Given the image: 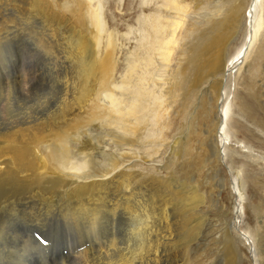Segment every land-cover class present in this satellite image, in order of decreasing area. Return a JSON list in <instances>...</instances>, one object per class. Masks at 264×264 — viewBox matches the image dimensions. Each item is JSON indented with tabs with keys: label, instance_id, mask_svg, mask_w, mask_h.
<instances>
[{
	"label": "bare ground",
	"instance_id": "1",
	"mask_svg": "<svg viewBox=\"0 0 264 264\" xmlns=\"http://www.w3.org/2000/svg\"><path fill=\"white\" fill-rule=\"evenodd\" d=\"M23 1L27 4V15L39 17L60 48L58 52L56 45V48L52 47L50 42L43 40L40 47L43 55L48 53L45 56H50L56 67L61 64L58 59L61 60L62 56L70 64L65 75L60 77L64 82L59 91L50 88L44 91L43 86L44 92L32 96L23 94L21 99L15 96L16 89L12 91L14 86L0 91V206L11 201L17 210V216L14 215L17 219L0 232V264H49L45 258L63 262L65 255L78 257L73 264H168L164 259L177 241L184 246V251L195 241L188 238L187 231L181 237L177 236L178 229L173 228L177 224L173 223L168 211L178 200L175 204L184 207L180 227L192 234L186 224L190 220L187 213L193 211L198 197L193 193L191 200L195 202L188 203L187 200H191L184 190L169 194L163 188L165 178L161 169L147 172L140 164L149 163V158L159 154L164 146L171 151L178 149L180 139L167 142L168 138L162 132L167 126L161 127L160 120L169 109L176 111L179 98L183 106L196 95L206 117L214 105L220 108L217 120L211 119L219 144L216 150L212 149L210 158H217L219 163L230 159L232 163L230 154L238 153L230 148L232 142L227 127L232 114L234 78L248 65L264 30V0H250L248 7L246 0H219L217 3L213 0H157V9L150 8L153 12L137 21L138 45L125 53L121 72L117 51L119 47L123 48L119 44L123 35L106 28L102 1ZM151 1L142 0L144 11L148 9L144 5ZM21 3V0H1L0 9L2 5L21 12ZM192 8L208 10L204 17L211 26L199 33L194 26L184 31L193 13ZM245 21L247 37L244 45L235 57L227 60L225 50L231 32L235 34ZM17 26L7 27L9 31L0 28L8 33L0 36V73H10L13 58L9 45L12 34L14 37L19 34V30L13 29ZM24 37L26 41L29 38L28 35ZM181 37L188 39L182 47L185 59L172 67ZM205 83H211L210 89L201 87ZM24 88L26 93L29 88ZM210 90L216 98L214 105ZM258 124L259 133L264 136V123L260 121ZM236 144L247 157L257 156L250 146L239 141ZM139 161L142 163L138 164ZM237 181L232 186L238 198L235 218L223 234L220 264H241L243 257L239 254V244L249 246L247 249L251 247L256 264H264V237L259 232L242 233L239 229L241 210L238 207L243 203V194ZM174 195L176 200L173 201ZM40 201L48 204L60 201L58 205L67 215L65 230L48 235L43 233L42 237L32 231V226L39 225L37 218L32 222V210ZM21 219L23 223H20ZM123 225L125 241L122 238L117 242ZM28 230L32 237L26 235ZM73 230L88 235L70 246L60 238L55 240L58 235H69ZM11 238L22 243L21 246L11 245ZM45 238L50 242L47 254L44 252L47 244L39 243L41 239L45 243ZM93 246L100 248L97 250L100 256L92 259L88 253ZM175 259L171 261L170 258V264H181V260ZM182 263L190 264L187 256Z\"/></svg>",
	"mask_w": 264,
	"mask_h": 264
},
{
	"label": "rangeland",
	"instance_id": "2",
	"mask_svg": "<svg viewBox=\"0 0 264 264\" xmlns=\"http://www.w3.org/2000/svg\"><path fill=\"white\" fill-rule=\"evenodd\" d=\"M96 1L97 0H95V2ZM100 1L103 2L102 14L106 28L109 30L110 29L117 30V32H120V35H123V37L120 38V42H119L120 45L121 44L123 45V48L119 47L117 51V60L119 61V71L121 72L124 65L123 59L125 57V53L128 50H134L138 45L140 33L137 31L138 28L137 21L139 17H144V15H148L150 12H153L149 10L150 8L153 10L157 9L158 1L153 0L150 2V4L147 3L146 5H144L145 8H148L145 9V11L142 9L143 7L142 0H100ZM213 1L217 3L219 0L217 1L213 0ZM21 2H22L21 6L23 10L21 12L19 10L12 11L11 9H8L9 7L5 8L7 6L3 7L2 5L0 9L1 10L0 19L2 18L0 21L3 22V23L0 22V25L2 24L0 27L1 30H3V27L5 26L4 24H6L7 22L10 23L11 21L12 23L10 24L7 23V25H9V26L6 25L7 27L12 28L14 24L15 28L17 25L20 26L21 28L19 29L18 26L17 29L13 28L14 30H19V32H17L19 33L18 36L17 34H15L19 39L16 36L14 37V34H12L13 40L10 42L9 45L12 48L10 47L9 51L11 52L12 54L11 58L13 59L9 71L10 73H8V71H4V72L1 71L0 73L1 75L0 91L5 90L8 87L14 86L15 88L12 87L13 89L12 88L11 89L12 91L16 89L14 93L15 96L19 99L23 97V94H29V96L30 95L32 96V94L34 93L37 94V92L38 93L41 91L44 92L49 88L54 89L56 91L62 89L63 87L62 81L64 82V80L60 81L61 79L60 77L65 75L67 68L69 69V64H70L69 61L63 59L64 57L62 56L63 54L61 55L60 53L57 54L62 56L61 60L58 59V62H60L61 64L58 63V65L59 64L60 65L57 67L56 65L53 64L54 61L50 60L51 59L50 56H48L49 58L46 57L48 53L47 55L45 54L46 56L43 55L44 52L43 50L40 49V47L43 45L42 42L43 40H45L44 42H48V43L50 42L52 47H55V45L57 47V43L56 41H54L55 39H52L50 37L51 34L49 32V28H47V26L44 24H43L44 26L42 25L39 17L31 18L27 15L26 13L27 4L23 0H21ZM249 3L250 0H246L245 3L246 7H248ZM202 7H204V5ZM192 11L193 13L188 18L187 23L185 24L184 27V31L186 30V28L189 29L190 26H194V28L197 30V33L203 31L204 29H207L210 24L208 25L207 22H205L204 16L209 11L206 9L195 10L194 8H192ZM4 13H6V15ZM10 13L13 18L11 17ZM263 15H264V8H263ZM5 16H9L7 18H9L10 20L7 19ZM221 17L223 18V16ZM3 18L6 19V23H4L5 19ZM22 19L25 21V23L23 22ZM29 20L31 21L33 20V21L31 22ZM20 21H22V24ZM30 22L33 25L30 24ZM28 23L29 26H26L25 28L24 26L28 25ZM6 26L4 27L5 30L3 31H9L10 28H7ZM28 27L33 31L32 30L30 31ZM129 29L131 30L130 32ZM1 30H0V36L2 34L3 35L8 34L7 32L5 33ZM262 31L260 33L261 36L258 42L254 46L248 65H246V67H244L238 74H236L234 78L235 87L233 94L231 96L232 114L229 116L230 120L227 127V133L231 137V142H232L230 148L238 153V155L235 153L230 154L232 155V160H233L232 163L230 162V159L226 160L225 162L224 160H222L219 163L217 158H212V159L210 158L211 152L213 151L212 149L215 148L216 150L219 144L218 138L215 137V127H213V123L211 119L216 121L217 117H219V111H220V108L218 109V105L217 108L216 105H214L216 104L215 103L216 98L215 95L213 94V91L211 90H210V93L212 94L211 98H213V102H214L212 104L214 106L208 117H206L205 113L203 112L201 106L202 102L199 96L196 95V97L193 96L185 104L183 103V106L180 105V98H179L178 104L175 107L176 111H172V108L169 109L167 114L164 116V118L160 120V124H162L161 127L163 125L167 126V128L162 131L166 135V138H168L167 142L172 143V141L174 142V140L180 139L179 140L180 144L177 147L178 149H176L177 151L176 150L171 151V149H168L167 146H164L163 148L160 149V153L155 155L156 157L154 156L149 158V163L143 164L140 161L138 162V164L142 163V165L140 164V166H142V169H145V171L147 172L148 171L154 172L157 169H161V175L164 176L165 178L162 183H165V186L167 185V188L165 186H163V188H165L169 194L170 192L173 193V191L174 193L175 192L179 193V190L181 189L184 190L185 193H187L186 197L189 200H191L193 193H195L196 196L198 197V199H196L197 205L195 201L187 200L188 203L195 202V207H193V211L191 210L187 213V216L190 217V220L186 221V224H189V228L192 232V234H190L188 229L186 230L180 227V222L182 221L183 218L181 215L184 207L183 205L175 204L178 203L179 201L178 200L174 201L176 200V197L175 195L172 196L174 202H173V206L170 207V210L168 212L169 215L174 219V221L173 219L171 220V224L172 221L173 223L177 224L176 227H173L174 229L176 228L175 230L178 229L177 236L181 237V235H183L187 231L188 238H193V240L195 241L191 243L190 248L186 249L185 247V251L183 249L184 246L181 245L179 241H177L176 245H173L171 248H169L170 251L168 249L169 254L167 253L168 256H166L164 259V261H168V264H170L172 260L175 261L176 257L178 260H181V264H183L182 262L186 256L189 259L190 264H220L221 263L223 256L221 249H223V243H224L223 234H225L224 231L227 230L226 228L234 220L235 212H236L235 209L237 208L238 198L236 197L237 195L235 196V194L233 193L232 186L234 182L237 181L236 178L238 175H239L238 176L239 182L237 181V183L239 184V188L241 190V193L243 194V203L238 207L241 210L239 229L242 233L250 232V234H252L255 232H259L264 237V136H262L259 133L260 126L258 124L260 121L264 123V30ZM27 32L30 34H28ZM25 34H27L28 37L33 34L30 37L33 38L34 40L29 37L26 41V38L24 36L27 35ZM46 34H48V36H46ZM37 37L38 39L36 40ZM246 37H247V24L245 21L238 28L235 34L234 32H231V39L229 40V46L225 50L227 60L232 59L239 53V51L242 49L244 45ZM20 39H23V41ZM15 40L18 42H16ZM186 42H188V39H183L181 37L180 40L181 45L178 46V49L174 55L175 61L172 63L171 65L172 67L177 65L179 62L182 63L184 62L185 56L182 53V49H183L182 47ZM21 44L23 45V48ZM59 51L60 48H58V52ZM25 56H27L26 57L27 59L23 58ZM6 78L8 81L6 80ZM11 79H13V81ZM17 79L19 80L17 81ZM8 83L11 84L9 85ZM53 84L55 85L57 84V85L55 86ZM28 85H30L35 89L29 87ZM50 85L51 86L53 85V87H51ZM210 85L211 83L209 84L205 83L201 87L203 89L206 88L210 89L209 87ZM36 86L37 88L40 86L39 87L40 89L39 88L37 89ZM43 86L45 88L44 91H43ZM23 88L25 90L29 88L30 90L27 89L25 93L23 92ZM20 91L21 93H19ZM197 91H199V89L196 90V93ZM244 104H246V106ZM238 141L242 142L245 145L250 146L254 150L255 155H257L256 156L257 158L256 157L252 158L249 155L247 157V154L243 153L242 149L239 148L238 144H236V142ZM209 158L210 160H208ZM229 167L231 168L232 174L230 173ZM45 202L46 201H40L35 203V206L33 207L34 209L32 210V222L37 218L38 220L36 219L37 220L36 222L37 224H39L32 226V231L36 232L37 234L40 233L39 235L41 236L37 235L38 237H42V235H45L43 233H46L48 235L51 232H55L57 230L60 231L65 230V224H67V215L65 216L63 212L65 210L60 209L58 205L60 201H56V203L53 204H48L47 202L46 203ZM5 204H2L0 206L1 207L0 212L2 213V214L0 213L1 214L0 232L4 229H7L6 226H9L12 222H14V220L17 219L16 217H14V215L17 216L15 212L17 210H15L14 205H11L12 202L9 201L8 203ZM3 205H5L6 207L3 208ZM8 209L11 210L8 211ZM235 221L237 220L235 219ZM3 222H4V226L3 225L1 226ZM23 222L24 220L21 219L20 223ZM195 228L198 229V231H195L196 230ZM117 229H120L119 225H117ZM124 229L125 228L123 225L121 227V230L118 232L117 242H120L122 238L123 241H125L124 240L125 234L123 233ZM70 232L71 233L69 235H64V236L58 235L59 237L57 236L55 240L58 241L59 240L58 238H60L61 242H64L66 244L69 243L70 246L73 245L74 243L75 244L79 243L80 241H82L83 237L86 238L88 235L85 234L83 231L73 230V232L72 231ZM78 233L79 235H77ZM26 235L31 236L32 232L28 230L26 232ZM11 239L9 243L13 246H17L16 244L20 243V242L18 243V241L15 239L12 240ZM24 239L27 240V237H25ZM46 239L47 238H45V243H43L42 239L39 242L42 244H47L44 251L45 253L50 249L48 248L50 242H48V240ZM26 240H24L23 243ZM21 244L19 245L21 246ZM120 244H118L119 247L122 248L125 247L124 244L123 245ZM55 245L56 243L54 242V246ZM93 247L89 249L90 253H88L92 259L93 257L100 256V253L97 251L100 248H95V246ZM248 247L239 244L238 247L239 254H241L244 259V260L242 259L241 264H256V261H254L252 257V251H251L252 249L251 247L247 249ZM263 248H264V243H263ZM68 257L69 256L65 255L64 257L65 261L63 262H59L58 260H52L48 257L45 258V260L46 261L48 260L49 264H58V263L73 264L75 260H77L78 258L73 255H70L69 258Z\"/></svg>",
	"mask_w": 264,
	"mask_h": 264
}]
</instances>
